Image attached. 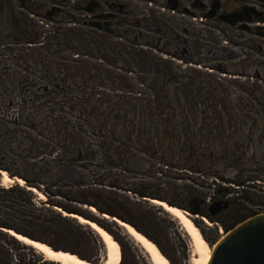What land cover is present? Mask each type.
Segmentation results:
<instances>
[{
	"label": "flooded vegetation",
	"instance_id": "1",
	"mask_svg": "<svg viewBox=\"0 0 264 264\" xmlns=\"http://www.w3.org/2000/svg\"><path fill=\"white\" fill-rule=\"evenodd\" d=\"M70 1L0 0V162L12 166L1 164L0 176L4 170L12 180L40 183L23 173L38 177L39 168L44 182L55 185L66 183L63 170L67 180L79 171L83 178L102 172L97 176L121 180L147 202L165 201L195 215L209 246L216 230L226 233L260 213L245 205L264 203L247 191L254 182L245 172L257 168L254 149L234 148L240 128L227 114L223 85H244L249 77L264 82V0H155L143 7L135 0ZM64 6L80 13L70 17L81 29L64 31L81 42L83 54L73 57L81 61L47 54L64 33L47 40L36 30ZM185 16L222 33L226 50L213 46L218 39L187 29ZM121 72L144 74L152 101L139 106L130 77ZM105 74L114 76V92L125 94L107 96L103 78L94 84ZM170 91L177 92L171 101ZM173 102L203 110L202 120L176 121ZM179 131L197 141L175 140ZM164 179L187 181L179 189L184 203L160 193Z\"/></svg>",
	"mask_w": 264,
	"mask_h": 264
},
{
	"label": "rangeland",
	"instance_id": "2",
	"mask_svg": "<svg viewBox=\"0 0 264 264\" xmlns=\"http://www.w3.org/2000/svg\"><path fill=\"white\" fill-rule=\"evenodd\" d=\"M73 1L76 2V0H71L70 3H72ZM149 1L153 3L155 0H135V3L143 7L144 5L147 6ZM58 2L59 4L61 3V1ZM68 3L69 0H67V4ZM63 11H64L63 13L59 14L55 18V21H51V23L48 21L44 22L42 26H40L36 30L39 36L47 40L51 36L57 37L59 36V33H64L62 37H64L63 40H65L66 42H64L63 40H55L54 51L50 53L49 50H46L47 54L51 55L53 58L56 57L57 60L64 57L68 59L69 62L74 60L81 61L82 59L81 57H79L78 59L73 58L74 56L77 55L75 53H78L79 55L83 54L82 51L83 47L81 42L76 38H74L69 32H67V34L65 32L67 28L81 29L79 28L78 25L72 23L76 19L70 17V14L77 15L76 18L79 19L80 13L73 11L68 6L66 7L64 6ZM183 19H184V25L187 29L194 30V32L200 30L202 31V33H206L209 36L218 39L219 43L213 46H216L215 48L218 51L226 50V46L224 45V37L222 33L217 32L216 30L213 33L210 32L207 28L199 25L200 23L198 22V19L195 20V22L187 16H185ZM224 60L228 61L226 57H224L223 61ZM95 63H98V60H95ZM138 73H134L132 75L130 74L131 76H127L125 72H121L120 75L124 77H130L128 79L129 84H131L133 87V89L130 91L132 92L130 95L131 97L135 98L134 101L138 102L139 106H144L148 104V102L152 101L154 93L152 89L148 86L149 84L141 80V77H145V75L142 73L139 74ZM113 77L114 76L112 74L109 75L105 74L104 77L97 76V79L94 81V84H98L103 78L104 90L107 96L116 93L125 94L122 88L117 89V91L120 92H114L113 82H112ZM239 81H246V80H239ZM247 81L249 85H251L252 83H258V85H260V87L264 89V82H260L257 79L251 77H249ZM224 85H226L225 89H227L224 100L228 102L227 104L229 107L228 110L230 111V114H228V116L233 117L235 121L241 120L240 122V124L242 125L240 130V135L242 136L241 138L245 142H250V143H245L246 145H248L247 146L248 148L252 147L254 149L253 160L254 162H256L255 164L257 165V168H249L248 171L245 172L248 173V175L250 176L251 178L250 180H253L254 182L253 185L252 183H249L247 191L254 200L256 201L259 200V202L264 203V160H263L264 138H260L261 136L264 135V111L261 106L264 103V98H261V96L264 97V95L263 93L259 94L260 92L254 93L257 98L256 100L254 98V94L251 95L248 93L245 94L243 92H240V89L234 90L232 86L233 84L228 85L227 83ZM168 94H169V101H171L173 95H176L177 92L170 91L168 92ZM239 96L243 97L244 100H246L244 101V106L242 105L243 107H239L240 106V103L238 101ZM258 97H260L259 99H261V101L263 102H259ZM247 106L248 109L245 108ZM170 107L174 112L173 116L176 121H180L181 119H182L181 121H183L186 119L188 121L191 122L195 121L197 123L199 122V120H202L203 110L201 113L200 111L195 113L192 109H189L188 106H186L185 102L183 103V105L173 102L172 105H170ZM253 119L255 120L252 121ZM179 133L181 134L178 135L175 140L180 141L186 146L190 144H194L195 141H197L194 140L195 138L189 137L184 133H182L181 131H179ZM1 164L7 167H12L11 164L7 165L6 162H0V165ZM38 166L40 167L41 165ZM175 166L176 165L174 166L170 165L171 168L172 167L176 168ZM171 168H169L168 170L169 173L172 171H174V173H178V174L180 173L177 170H172ZM19 170L20 172H22L21 169ZM23 171H24L23 173H25L26 176L28 177L32 176V178L34 177L39 178V180L41 179V181L40 183H26L25 181H23L24 184L22 186L19 185L18 186L25 189L35 188L36 190L44 194L45 200H39L37 195H35L33 192L29 190L32 195V201L41 210V216L45 217L47 220H51V221L40 222L37 225L27 227V229L31 233L42 238L54 250L69 252L71 254L76 255L80 259L90 263H100L105 258V248L102 241L97 236V234H95V232H93L88 226L81 225L83 229L85 231L90 232L92 236H90L88 233L83 236L76 233L73 230L74 227L73 228L71 227V225L73 226V223H77L76 220L72 218H67L69 219L70 222L69 224H71L69 225L65 223L63 220L55 218L56 213L62 216L60 212L56 211V208L62 210L59 207H63L65 209L78 211L79 213L87 217H91L95 219L108 230L107 232H109L119 244V248H120L119 264H150L147 255L138 245H136L132 240H130L131 238L130 239L128 238L129 236H126V234H124L125 232L121 229V227L117 226L115 222H111L109 220H105L101 218L100 216L101 213L94 207V205H96L100 208L110 209L105 201L108 197H110L119 200H127L128 202L131 203L133 209L132 214L130 215L132 222H134L144 233H146V235L144 234V236L148 238L150 241H152L158 247L160 252L168 259L170 264H189V261L191 259V241L187 236V234L182 230L178 222L169 214H167L165 211H163L161 208L150 204L149 200L148 202L145 201L143 196H135L134 194H131L127 189V185H125V183L124 184L121 183V180L116 181L114 177H111L110 179H106V178H101L100 175L97 176V174H102V172L90 173L88 174L87 177L83 178L81 175L82 174L81 171H79L81 176L78 174H74L76 179L67 180V178L65 177L66 174L64 175V170H63L60 174L64 182L66 183H55V185H51L52 183L44 182L45 179H43V175H42L43 173L39 168H37V170L35 171L38 177H36V175L33 176L32 173L30 172H27L25 170ZM83 173L86 175L85 172ZM188 173L190 172L186 171V173L183 174L190 176V174ZM9 176L11 177V175ZM11 178L14 179V177ZM15 178L18 177L15 176ZM184 181H185L184 183L183 182L179 183L178 181L175 183V181L171 179H164L163 180L164 183H160V184L165 185L166 187L160 190V193H162L164 196H167L169 199H171V201L184 203V198H183L184 195L183 193L179 192L180 191L179 189H181L183 185L188 184L186 180ZM12 185H17V184H11L6 187L3 186L0 176V189L7 188ZM176 185L178 186L176 187ZM215 185H224V184L219 182ZM237 191L239 192L241 190H237ZM98 195H102L103 198H97ZM240 195L241 193L239 192V197ZM8 198L9 197H7L2 192H0V216L3 218L6 217L7 214L13 213L8 208L9 201L7 200L11 199ZM90 204L93 205V208L96 210V213L93 214L88 210L89 207H92L89 206ZM52 205H54V207H52ZM245 205L251 210L258 209L259 211H261L260 213L264 212V205L256 206L253 205L252 202H246V200H245ZM50 210H52L54 214L52 212H49ZM126 217H128V215H126ZM192 217H196V216L193 215ZM195 219L198 221V224H200L199 222L201 221H199L198 218ZM192 221L194 225H196L194 222V218H192ZM204 225L206 226V224ZM202 228L204 227L202 226ZM138 232L143 234L141 231ZM215 234H216L215 238L217 242L219 239L222 238L225 232L221 229V230H216ZM201 236L205 240L203 233H201ZM214 242L215 241H213V243ZM8 247L10 251L11 264H57L54 262H44V259L40 256V254L37 253L33 248L31 247L29 248V246H26L27 247L26 249L14 248L13 246H8Z\"/></svg>",
	"mask_w": 264,
	"mask_h": 264
},
{
	"label": "bare ground",
	"instance_id": "3",
	"mask_svg": "<svg viewBox=\"0 0 264 264\" xmlns=\"http://www.w3.org/2000/svg\"><path fill=\"white\" fill-rule=\"evenodd\" d=\"M1 177L2 185L5 187L11 184H17L19 186L24 184L21 180H12L4 171L1 172ZM27 189L37 195L39 200H45L44 194L40 191L36 190L35 188ZM149 202L150 204L161 208L163 211L173 217L189 237L191 241V259L189 264H207L211 255V247L203 239L196 225H194L192 221L193 217L184 210L178 207L170 206L163 201L150 199ZM88 210L93 214L96 213V210L93 207H89ZM56 211L62 213V216H69L72 219H75L81 225L88 226L93 232H95V234H97L105 248V258L102 262L90 263L69 252L54 251L49 245L43 242L33 241L30 238L14 234L13 231H7V234L15 237L19 243L21 242L23 245L33 248L47 262H54L57 264H119V244L109 232H107L97 223L87 220L84 217L67 214L58 208H56ZM100 216L105 220L115 222L117 226L121 227L125 234L129 236V238H131V240L147 255L150 264H170L168 259L160 252L158 247L130 224L118 220L117 218L110 217L106 214H101Z\"/></svg>",
	"mask_w": 264,
	"mask_h": 264
},
{
	"label": "trees",
	"instance_id": "4",
	"mask_svg": "<svg viewBox=\"0 0 264 264\" xmlns=\"http://www.w3.org/2000/svg\"><path fill=\"white\" fill-rule=\"evenodd\" d=\"M230 84H233L232 86H233L234 90H236V89L239 90L240 89V92H243L245 94L248 93V94L251 95V94L260 92L259 94L263 93V95H264V89H262V87H260V85H258V83H252L251 85H249V83H246L244 85H242L240 83H229L228 85H230ZM223 86H224V88H223L224 90L222 88L221 89L226 94V92H227L226 91L227 89H225L226 85H223ZM224 97H223V99H224ZM213 98L215 99L216 97L214 96ZM254 98L257 100L255 94H254ZM259 98L260 97H258V101L259 102H263ZM261 98H264V97L261 96ZM238 101L240 103L239 107H243L244 106V101H246V100H244L243 97L239 96ZM261 106H262L263 111H264V103ZM245 108L248 109V106L245 107ZM228 109H229V107L227 108V110ZM241 109H243V108H241ZM227 114H230L229 110H228ZM254 120L255 119H253L252 121H254ZM234 124H235V126H238L240 128V130H241V126H242L241 124L239 125V123L237 121ZM238 135H239V138L236 139V140H233L234 148L242 149V147L248 146L245 143H250V142H245L241 138L242 136L240 134H238ZM260 138H264V135L261 136ZM249 141H251V140H249ZM0 192H2L4 195H6L7 197L12 199L11 200V199L8 198L9 200H7V201H9V205H8L9 210H11L13 212L12 214H7L6 217H4V218L0 216V264H11V262H10V251H9V247L8 246H13L14 248H22V249H26L27 247L22 245V243H19V241L16 240L13 236L7 234V231H13L16 234H20V235L28 237V238H30L32 240L43 242V243L49 245L42 238H40V237L36 236L35 234L31 233L27 229V227H30V226H33V225H37L40 222L51 221V220H47L45 217L41 216V210L32 201V195H31L29 190H27L25 188H21L18 185H12V186L7 187V188H1ZM97 198H103V196L102 195H98ZM105 201H106V204H108V207L110 209L100 208V207L94 205V207L101 214H106V215L111 216V217L114 216L117 219H119V220H121V221H123L125 223L130 224L135 229H137V231H141L143 233V235L144 234L146 235V233H144L131 220V216L130 215L132 214L133 209H132V205H131L130 202H128L127 200H119V199L110 198V197H108ZM89 206L93 207L92 204H90ZM52 207H54V205H52ZM59 208H61L62 211L67 213V214H76V215L84 217L85 219L93 221V222L97 223L98 225H100L102 228H104L106 231H108L98 221H96L95 219H93L91 217H87V216L79 213L78 211L65 209L63 207H59ZM49 212L53 213L52 210H50ZM126 215H128V217H126ZM55 218L61 219L67 224L70 223L69 219H67L69 217H65V216L62 217V216H60L59 214L56 213ZM244 220L245 219L234 223L229 229L227 228L225 230L232 229L234 226H236L238 223H240V222H242ZM69 225H71V224H69ZM71 227L72 228L74 227L73 230L76 233L80 234V235L84 236L85 234L88 233L90 236H92V234L90 232H88V231H85L83 229V227L81 225H79V223L78 224L77 223H73V226L71 225ZM44 262H47V261L44 260Z\"/></svg>",
	"mask_w": 264,
	"mask_h": 264
},
{
	"label": "water",
	"instance_id": "5",
	"mask_svg": "<svg viewBox=\"0 0 264 264\" xmlns=\"http://www.w3.org/2000/svg\"><path fill=\"white\" fill-rule=\"evenodd\" d=\"M56 10L58 11L59 9L56 8ZM129 192L133 191L129 190ZM216 205L213 204L212 207ZM210 247L211 255L207 264H264V212L252 215L240 222Z\"/></svg>",
	"mask_w": 264,
	"mask_h": 264
}]
</instances>
